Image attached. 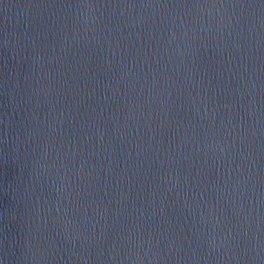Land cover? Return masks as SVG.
<instances>
[{"label": "water", "instance_id": "95a60500", "mask_svg": "<svg viewBox=\"0 0 264 264\" xmlns=\"http://www.w3.org/2000/svg\"><path fill=\"white\" fill-rule=\"evenodd\" d=\"M0 264H264V0H0Z\"/></svg>", "mask_w": 264, "mask_h": 264}]
</instances>
